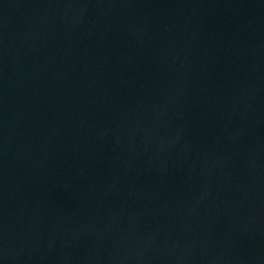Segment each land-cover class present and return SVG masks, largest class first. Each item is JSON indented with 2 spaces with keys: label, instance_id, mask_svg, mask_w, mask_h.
I'll use <instances>...</instances> for the list:
<instances>
[{
  "label": "water",
  "instance_id": "95a60500",
  "mask_svg": "<svg viewBox=\"0 0 264 264\" xmlns=\"http://www.w3.org/2000/svg\"><path fill=\"white\" fill-rule=\"evenodd\" d=\"M0 264H264V0H0Z\"/></svg>",
  "mask_w": 264,
  "mask_h": 264
}]
</instances>
